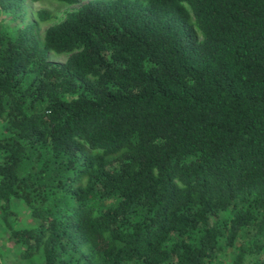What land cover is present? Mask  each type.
<instances>
[{
    "label": "trees",
    "instance_id": "1",
    "mask_svg": "<svg viewBox=\"0 0 264 264\" xmlns=\"http://www.w3.org/2000/svg\"><path fill=\"white\" fill-rule=\"evenodd\" d=\"M58 1L77 5L38 37L51 10L0 0V222L17 258L212 264L241 230L264 251V0Z\"/></svg>",
    "mask_w": 264,
    "mask_h": 264
},
{
    "label": "rangeland",
    "instance_id": "2",
    "mask_svg": "<svg viewBox=\"0 0 264 264\" xmlns=\"http://www.w3.org/2000/svg\"><path fill=\"white\" fill-rule=\"evenodd\" d=\"M86 0H80L84 2ZM77 3L66 4L58 0H25V7L27 9V17L30 20H34L33 12L38 8H46L54 13V17L46 22H36L33 26V30L38 37L41 36L43 29L46 25L60 20L66 11L74 8ZM0 21L4 24H8L7 27L13 23L11 18L7 15L0 14ZM6 24V25H7ZM67 54L48 51L46 58L51 61L62 62ZM2 121L0 119V136L2 134ZM10 207L16 211L15 224L17 226H32L34 224L33 218L30 216L28 208L21 202L20 199H11ZM8 231L2 226L0 222V264H42V257L40 253L32 256L31 258H17L18 251L22 248L20 244H14L8 239ZM252 236L250 231H239L238 236L234 240V245L226 247L221 251H217L212 259V264L216 261L219 264H231V258L234 256L237 250L247 249L249 253L242 259L241 264H264V251H256L253 248ZM251 251V252H250Z\"/></svg>",
    "mask_w": 264,
    "mask_h": 264
}]
</instances>
